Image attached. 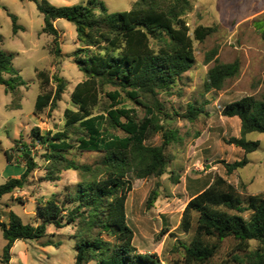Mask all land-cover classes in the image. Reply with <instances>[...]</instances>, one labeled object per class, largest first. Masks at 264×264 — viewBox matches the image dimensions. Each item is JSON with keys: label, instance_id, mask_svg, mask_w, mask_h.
Instances as JSON below:
<instances>
[{"label": "trees", "instance_id": "1", "mask_svg": "<svg viewBox=\"0 0 264 264\" xmlns=\"http://www.w3.org/2000/svg\"><path fill=\"white\" fill-rule=\"evenodd\" d=\"M32 1L44 15L42 33L53 37L57 58L62 51L55 23L65 19L75 26L81 47L74 52V59L86 77L71 94L78 109L65 110V129L42 135L34 128L33 139L45 148L49 180H60L61 173L68 170L80 172L83 180L76 192L68 193L64 200L55 195L39 204L36 223H25L13 210L7 213V221L0 214V230L6 241L0 264H11L17 241L40 239L50 225L62 228L72 224L77 225L78 234L74 264L95 260L97 264H164L156 254L140 253L134 244L135 234L127 214L133 185L127 176L134 174L142 180L165 175L172 160L168 149L180 140L179 132L168 124L173 119L160 97L173 95L178 81L196 63L194 39L186 20L194 10L193 0H137L131 10L114 13L99 0L65 6H55L48 0ZM10 16L17 34L22 26L16 15ZM215 31L214 26L200 25L194 35L204 42ZM262 36L264 39V29ZM3 42L0 35V84L11 95L9 109L20 110L25 83L14 66L13 56L1 49ZM217 56L215 48L208 53L206 64ZM240 69L238 59L232 63L216 59L208 71L207 90H222ZM36 73L41 92L34 115L39 116L47 108L57 109L67 86L55 75L54 88L47 71L37 69ZM108 87L114 90L108 91ZM127 100L141 107L144 115L136 108L124 106ZM201 112V108L191 105L185 118L196 120ZM223 115L241 121V137L230 139L228 144L246 154L260 147L259 141L247 140L246 136L254 132L264 134V96H245L234 101L226 105ZM156 134H162V144H148L147 140ZM24 147L26 169L20 177H11L0 185V202L4 196L23 189L37 167L32 157L27 159L28 146ZM74 149L103 153L104 159L96 166L80 165L69 156ZM6 155L8 163L13 164L11 151L7 150ZM222 162L231 174L247 166L249 160L244 157L234 163ZM157 197L153 191L148 208L154 206ZM68 206L72 207L67 209ZM195 215L193 238L185 247L183 260L175 264H207L218 253L220 243L228 238L237 241L235 259L264 264V192L243 197L233 185L217 177L188 202L180 221L181 231H192ZM253 241L258 243L254 251L250 250Z\"/></svg>", "mask_w": 264, "mask_h": 264}, {"label": "rangeland", "instance_id": "2", "mask_svg": "<svg viewBox=\"0 0 264 264\" xmlns=\"http://www.w3.org/2000/svg\"><path fill=\"white\" fill-rule=\"evenodd\" d=\"M55 6L87 4L89 0H48ZM109 12L131 10L137 0H99ZM194 10L186 20L190 35L194 39L196 63L176 84L174 94L161 96L166 112L173 120L168 124L179 132V142L172 143L168 154L172 157L167 173L160 178L150 177L139 180L129 174L133 185L127 201L128 223L135 234L134 244L143 254H156L164 264H175L185 255V247L190 244L196 226L197 215L190 233L180 230L183 211L191 198L211 185L217 177H222L233 185L243 197L264 192V134L250 133L247 140L259 141L260 147L251 153L228 144L234 137H241V121L238 117L223 115L226 105L245 96L262 99L264 96V0H193ZM18 17L22 26L17 34L13 30V20ZM60 32L59 48L61 56L53 52L56 46L53 37L42 33L44 15L32 0H0V35L4 42L2 50L13 56V63L25 83L22 87L24 99L22 109L10 110L11 95L0 84V185L11 177H20L26 169L22 151L37 163L23 189L6 195L0 202L2 220L7 221V213L13 210L25 223H36V209L45 200L58 195L64 200L68 193L74 194L83 180L80 172L63 171L60 180L48 178L44 155L45 148L34 139L32 131L39 129L42 135L56 133L66 127L64 112L77 110L71 101L76 85L83 81L85 74L78 68L74 52L81 47L77 40L75 26L65 19L55 23ZM214 26L216 31L204 42H199L194 30L200 26ZM218 48L217 60L232 63L239 60V74L226 81L220 91H208L206 81L208 71L216 59L206 64L209 52ZM49 73L52 87L53 78L58 76L66 82V91L56 110L47 108L39 116L34 115L36 100L41 92L36 70ZM114 88L108 87V91ZM202 109L193 121L185 118L189 107ZM136 108L143 116L144 110L132 101L124 104ZM123 135L122 132H117ZM162 134L151 136L147 143L161 145ZM12 153L13 164H9L6 151ZM80 165L96 166L104 159L103 153L82 152L74 149L69 154ZM247 157L249 163L229 174L225 164L234 163ZM179 179V182H175ZM153 191L158 194L153 207L148 208V199ZM72 206H68L70 209ZM248 216V214L246 215ZM216 242V240H213ZM6 241L0 230V255ZM77 225L57 228L50 225L47 234L34 240L17 241L12 250L11 264H74L77 254ZM237 241L233 238L220 243L216 256L207 264H249L245 259L237 260ZM258 243L251 242L254 251ZM240 258H243L241 255ZM90 264H97L93 261Z\"/></svg>", "mask_w": 264, "mask_h": 264}, {"label": "water", "instance_id": "3", "mask_svg": "<svg viewBox=\"0 0 264 264\" xmlns=\"http://www.w3.org/2000/svg\"><path fill=\"white\" fill-rule=\"evenodd\" d=\"M26 157L28 158V155Z\"/></svg>", "mask_w": 264, "mask_h": 264}, {"label": "crops", "instance_id": "4", "mask_svg": "<svg viewBox=\"0 0 264 264\" xmlns=\"http://www.w3.org/2000/svg\"><path fill=\"white\" fill-rule=\"evenodd\" d=\"M57 23V22H56Z\"/></svg>", "mask_w": 264, "mask_h": 264}]
</instances>
